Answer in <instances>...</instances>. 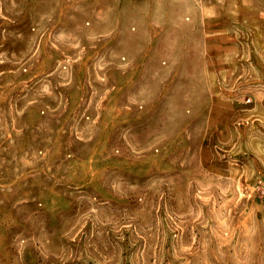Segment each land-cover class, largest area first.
<instances>
[{
	"label": "rangeland",
	"instance_id": "374dc122",
	"mask_svg": "<svg viewBox=\"0 0 264 264\" xmlns=\"http://www.w3.org/2000/svg\"><path fill=\"white\" fill-rule=\"evenodd\" d=\"M244 1L235 43L205 46L145 0H0V264H264V0Z\"/></svg>",
	"mask_w": 264,
	"mask_h": 264
},
{
	"label": "crops",
	"instance_id": "0c3cea01",
	"mask_svg": "<svg viewBox=\"0 0 264 264\" xmlns=\"http://www.w3.org/2000/svg\"><path fill=\"white\" fill-rule=\"evenodd\" d=\"M245 9L244 0H145V15L153 14L160 28L172 29L177 44L235 43L229 13Z\"/></svg>",
	"mask_w": 264,
	"mask_h": 264
},
{
	"label": "bare ground",
	"instance_id": "6f19581e",
	"mask_svg": "<svg viewBox=\"0 0 264 264\" xmlns=\"http://www.w3.org/2000/svg\"><path fill=\"white\" fill-rule=\"evenodd\" d=\"M177 95H179V94H177Z\"/></svg>",
	"mask_w": 264,
	"mask_h": 264
}]
</instances>
